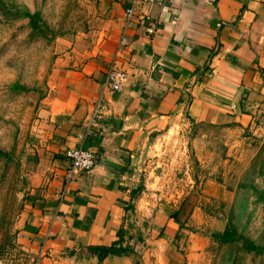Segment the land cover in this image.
<instances>
[{"label": "crops", "instance_id": "obj_1", "mask_svg": "<svg viewBox=\"0 0 264 264\" xmlns=\"http://www.w3.org/2000/svg\"><path fill=\"white\" fill-rule=\"evenodd\" d=\"M130 1L91 0L96 29L51 71L20 241L33 264H183L171 241L178 221H166L181 205L148 192L151 181H185L167 178L163 139L179 127L234 133L264 110V0H136L126 22ZM110 67L126 75L119 91L106 84ZM78 147L95 164L68 177L64 151ZM199 181L227 200L212 180ZM119 230L132 254L98 262L88 248L116 242Z\"/></svg>", "mask_w": 264, "mask_h": 264}, {"label": "rangeland", "instance_id": "obj_2", "mask_svg": "<svg viewBox=\"0 0 264 264\" xmlns=\"http://www.w3.org/2000/svg\"><path fill=\"white\" fill-rule=\"evenodd\" d=\"M26 13H37L36 29ZM95 18L91 0H0V264H33L20 241L50 74L74 39L96 29ZM182 129L170 131L161 148L167 178L185 181H151L148 192L156 203L181 205L171 241L183 264H264V110L234 133ZM204 178L227 200L204 194ZM194 210L195 219L189 217ZM228 224L262 252L216 243L211 234ZM132 237L141 240L140 233Z\"/></svg>", "mask_w": 264, "mask_h": 264}, {"label": "built area", "instance_id": "obj_3", "mask_svg": "<svg viewBox=\"0 0 264 264\" xmlns=\"http://www.w3.org/2000/svg\"><path fill=\"white\" fill-rule=\"evenodd\" d=\"M147 4H174L183 0H144ZM136 0H131L128 6L124 9V17L126 22L132 17L133 8ZM220 24L217 25L219 27ZM148 32H150L148 30ZM120 44H124V39H120ZM126 75L124 72H120L113 67H110L106 72V84L112 91H119L122 83L125 81ZM64 157L69 162V168L67 171L68 177L78 173H87L95 164V158L93 154L82 147L67 149L64 151Z\"/></svg>", "mask_w": 264, "mask_h": 264}, {"label": "trees", "instance_id": "obj_4", "mask_svg": "<svg viewBox=\"0 0 264 264\" xmlns=\"http://www.w3.org/2000/svg\"><path fill=\"white\" fill-rule=\"evenodd\" d=\"M26 18H28V21L30 22L32 28H37L36 20L38 19L37 13L34 14H25ZM173 218L174 215L167 217L166 221ZM164 226L162 227V229ZM122 231L119 230L117 233L118 239L116 242L111 243L108 246H100V247H89L88 252L95 256L98 260V262H101L106 256H124L127 254H132V250L128 247H122ZM160 232L156 233L155 236H159ZM211 238L214 239V241L220 245H231V244H237L239 245L244 251L246 252H257L261 253L262 248L259 246H256L253 244L252 241H249L247 239H244L242 235L238 234L232 225L228 224L224 227V229L218 234L213 233L211 234Z\"/></svg>", "mask_w": 264, "mask_h": 264}]
</instances>
